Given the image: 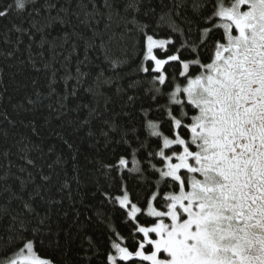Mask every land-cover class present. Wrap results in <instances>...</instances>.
<instances>
[{"label": "trees", "instance_id": "1", "mask_svg": "<svg viewBox=\"0 0 264 264\" xmlns=\"http://www.w3.org/2000/svg\"><path fill=\"white\" fill-rule=\"evenodd\" d=\"M193 2L27 0L26 11L13 7L0 18V207L8 206L13 214L23 211L21 201L8 205L10 194L4 189L18 192L16 177L27 181L31 173L34 183L27 184L24 199L38 190L43 199L35 197L33 206L48 217L36 241L42 257L65 264L67 258L92 256L96 249L89 247V239L101 252L110 235L127 242L131 222L115 197L127 190L133 203L144 205L157 191L158 178L146 160L157 138H150L151 148L141 149L132 130L144 140L142 123H161L151 99L155 89L164 94L161 105L172 90L153 80L158 74L151 72L152 62H143L138 29L146 26L154 38L171 39L168 54L184 45L182 56L190 57L199 35ZM129 3L135 8H128ZM10 4L14 0H0V10ZM164 53L154 50L158 58H166ZM142 62L148 73L141 71ZM174 65H165L168 74ZM160 130L167 134V125ZM134 150L139 172L108 167L124 156L131 168ZM39 218L30 217L29 227ZM10 225L18 227V222L13 225L10 215L0 213V262L22 246L18 240L9 244L15 235L8 231ZM101 259L93 257L92 264Z\"/></svg>", "mask_w": 264, "mask_h": 264}, {"label": "snow or ice", "instance_id": "2", "mask_svg": "<svg viewBox=\"0 0 264 264\" xmlns=\"http://www.w3.org/2000/svg\"><path fill=\"white\" fill-rule=\"evenodd\" d=\"M13 7L26 11L27 0H14L0 10V18ZM193 10L199 35L190 57L182 56L184 45L168 54L171 39L154 38L146 26L138 29L143 62H152L151 72L158 74L153 80L172 87L165 105L159 104L164 95L160 88L151 97L161 123H142L144 140L132 130L141 149L151 148L150 138H157L146 157L150 174L158 176L157 191L141 206L127 190L117 195L114 203L126 210V222H131L127 242L119 234L110 235L101 252L89 239V247L96 249L92 256L72 260L65 251V264H92L97 255L101 264H264V0H194ZM155 49H165L166 58H158ZM143 62L141 71L148 73ZM173 62L168 74L165 65ZM163 124L167 134L160 130ZM135 151L131 168L124 156L108 167L139 172ZM16 179L19 191L10 186L4 191L10 194L8 205L21 201L23 211L13 214L4 206L0 213L10 215L13 225L18 222V227L9 226L15 233L9 244L18 240L22 246L3 264H55L36 250L48 217L33 206L38 190L24 199L34 178L29 173L27 181ZM33 216L40 218L30 228ZM39 243L43 246L44 241Z\"/></svg>", "mask_w": 264, "mask_h": 264}, {"label": "rangeland", "instance_id": "3", "mask_svg": "<svg viewBox=\"0 0 264 264\" xmlns=\"http://www.w3.org/2000/svg\"><path fill=\"white\" fill-rule=\"evenodd\" d=\"M0 264H3V261H2V262H0Z\"/></svg>", "mask_w": 264, "mask_h": 264}]
</instances>
